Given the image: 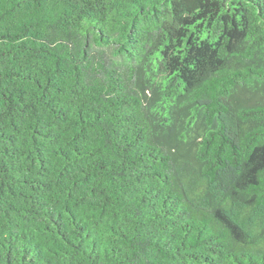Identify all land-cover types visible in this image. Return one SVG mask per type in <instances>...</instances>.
Instances as JSON below:
<instances>
[{"label":"trees","instance_id":"16d2710c","mask_svg":"<svg viewBox=\"0 0 264 264\" xmlns=\"http://www.w3.org/2000/svg\"><path fill=\"white\" fill-rule=\"evenodd\" d=\"M0 264H264V0H0Z\"/></svg>","mask_w":264,"mask_h":264}]
</instances>
